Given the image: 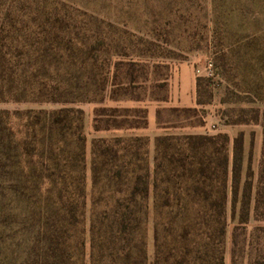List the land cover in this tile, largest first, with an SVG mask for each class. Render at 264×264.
I'll return each mask as SVG.
<instances>
[{"label":"rangeland","instance_id":"374dc122","mask_svg":"<svg viewBox=\"0 0 264 264\" xmlns=\"http://www.w3.org/2000/svg\"><path fill=\"white\" fill-rule=\"evenodd\" d=\"M230 1L32 0L15 15L13 76L29 89L0 96V264H264L251 120L264 108V0L255 18ZM197 77L205 104L189 106L175 91ZM69 180L77 198L55 201ZM155 232L190 251L153 255Z\"/></svg>","mask_w":264,"mask_h":264},{"label":"trees","instance_id":"16d2710c","mask_svg":"<svg viewBox=\"0 0 264 264\" xmlns=\"http://www.w3.org/2000/svg\"><path fill=\"white\" fill-rule=\"evenodd\" d=\"M216 3H223L225 4L226 0H213ZM230 1V0H229ZM263 0H231L229 5L226 6L233 11L236 10L237 13H240L243 17H253L255 18L258 16V12H260L262 6L261 2ZM34 7V3L32 0H6L4 1V7L1 9V16L0 18V96H3L4 91L6 89L10 91H16L19 96H23L25 92L29 89L28 87H24L21 89L19 86L20 83L19 79L14 78L13 74L19 67V62L14 61V57H17L14 52L9 51L10 49L8 42L12 39L11 33L9 29L11 26H15L16 24V14L20 12L22 9H31ZM44 23H41L42 26ZM4 32L5 34H3ZM30 38L26 39V42L30 43ZM7 42V44H6ZM12 43V41H11ZM10 43V44H11ZM14 43V41H13ZM28 45V44H27ZM12 55V56H11ZM203 81L202 77L196 78V94L199 93V87L201 82ZM5 89V90H4ZM197 104H205L204 101L196 99ZM256 123H259L262 129V148H261V160L259 164V171L254 191V213L257 214L256 211L259 209L260 203L264 208V108L261 110H255L254 114L251 118ZM202 138H205L202 136ZM241 150H242V135L238 134L233 139L232 145V165H231V205H232V212L235 210V205L238 200V182H239V168H240V160H241ZM72 180H69V186L64 189L54 190L52 191V195L55 198V201L62 202L66 198L69 199H76L77 196L75 195V187L71 184ZM251 189H252V182L248 179V177L244 180L242 192L240 195V214L243 220L247 219L248 216V209H249V202L251 200ZM264 220V217H261ZM153 222V221H152ZM152 224H155L154 222ZM155 230V227H153ZM157 233L154 234V241L152 244V253L153 255H159V253H163L165 250H169L164 257V260H173L174 254L177 253L178 255L181 254L184 250L185 253L190 251V246L187 245V242L184 241L182 237L179 239L173 238V235L170 233H166L162 236V239L158 242L156 240ZM196 242H192L190 244L194 245ZM56 244V243H55ZM197 244V243H196ZM52 250L55 251L56 248L53 246ZM170 253V254H169ZM169 256L172 258L169 259ZM53 257L55 255L53 254ZM178 262V261H177ZM57 264V263H54ZM59 264V262H58ZM172 264V263H168Z\"/></svg>","mask_w":264,"mask_h":264},{"label":"crops","instance_id":"0c3cea01","mask_svg":"<svg viewBox=\"0 0 264 264\" xmlns=\"http://www.w3.org/2000/svg\"><path fill=\"white\" fill-rule=\"evenodd\" d=\"M179 95L180 100L186 103L188 101L189 106H195L196 103V80L193 81L192 85H180V87L175 91V96Z\"/></svg>","mask_w":264,"mask_h":264}]
</instances>
